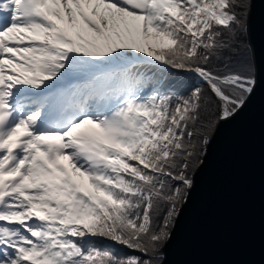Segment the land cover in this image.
Returning <instances> with one entry per match:
<instances>
[{
	"label": "snow or ice",
	"instance_id": "obj_1",
	"mask_svg": "<svg viewBox=\"0 0 264 264\" xmlns=\"http://www.w3.org/2000/svg\"><path fill=\"white\" fill-rule=\"evenodd\" d=\"M248 9L0 0V264H164L190 169L255 88Z\"/></svg>",
	"mask_w": 264,
	"mask_h": 264
},
{
	"label": "water",
	"instance_id": "obj_2",
	"mask_svg": "<svg viewBox=\"0 0 264 264\" xmlns=\"http://www.w3.org/2000/svg\"><path fill=\"white\" fill-rule=\"evenodd\" d=\"M249 4L245 36L255 88L219 122L163 248L164 264H264V0Z\"/></svg>",
	"mask_w": 264,
	"mask_h": 264
},
{
	"label": "trees",
	"instance_id": "obj_3",
	"mask_svg": "<svg viewBox=\"0 0 264 264\" xmlns=\"http://www.w3.org/2000/svg\"><path fill=\"white\" fill-rule=\"evenodd\" d=\"M241 54H242L243 57H245L247 59V61L249 62L250 66H251V61H250V58H249V50H248V47L246 46V41H245V44L242 46ZM251 72H252V69H251ZM174 74L177 75V76H180L182 79L184 78V74L183 73L175 72V70H174ZM192 169L193 168H191L190 171ZM116 247H119V246H116ZM128 251L129 250H127V249H123V252H125V253L128 252Z\"/></svg>",
	"mask_w": 264,
	"mask_h": 264
},
{
	"label": "rangeland",
	"instance_id": "obj_4",
	"mask_svg": "<svg viewBox=\"0 0 264 264\" xmlns=\"http://www.w3.org/2000/svg\"><path fill=\"white\" fill-rule=\"evenodd\" d=\"M191 172V171H190Z\"/></svg>",
	"mask_w": 264,
	"mask_h": 264
}]
</instances>
